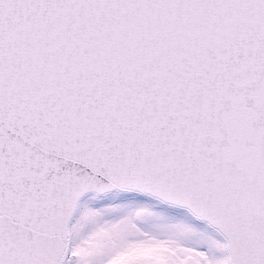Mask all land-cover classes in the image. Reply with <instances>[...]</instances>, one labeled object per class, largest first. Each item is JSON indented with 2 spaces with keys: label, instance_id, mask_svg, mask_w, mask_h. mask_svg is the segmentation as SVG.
Wrapping results in <instances>:
<instances>
[{
  "label": "snow or ice",
  "instance_id": "snow-or-ice-1",
  "mask_svg": "<svg viewBox=\"0 0 264 264\" xmlns=\"http://www.w3.org/2000/svg\"><path fill=\"white\" fill-rule=\"evenodd\" d=\"M0 264H264V0H0Z\"/></svg>",
  "mask_w": 264,
  "mask_h": 264
}]
</instances>
